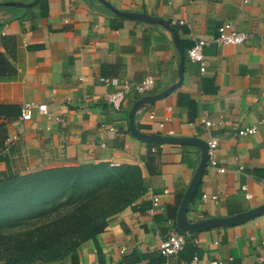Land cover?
<instances>
[{"label":"crops","instance_id":"0c3cea01","mask_svg":"<svg viewBox=\"0 0 264 264\" xmlns=\"http://www.w3.org/2000/svg\"><path fill=\"white\" fill-rule=\"evenodd\" d=\"M11 1L31 0L0 3ZM106 1L123 11L165 18L186 51L181 84L138 109L135 124L141 132L217 139V164L208 163L188 219L233 215L263 205L264 0ZM226 20L245 31L247 40L210 42L203 49L206 70L201 72L188 50L200 39L217 37ZM1 55L15 72L0 77V105L45 103L53 119L20 122L19 116H0V136L3 131L17 136L0 152V179L107 162L138 166L142 186L152 189L118 213L96 242L80 246V264H258L264 254V214L188 234L184 249L175 255L159 252L161 239L179 231L178 209L202 151L193 144L147 142L132 135L129 115L144 96L132 91L115 109L107 101L112 88L97 83V77L136 84L152 76L150 95L168 88L178 80L180 62L168 29L118 17L99 0H40L28 8L0 5ZM202 117L213 125L201 124ZM251 125L258 127L255 134H238ZM153 195L160 196L154 213Z\"/></svg>","mask_w":264,"mask_h":264},{"label":"trees","instance_id":"16d2710c","mask_svg":"<svg viewBox=\"0 0 264 264\" xmlns=\"http://www.w3.org/2000/svg\"><path fill=\"white\" fill-rule=\"evenodd\" d=\"M0 61V77L15 72L2 55ZM20 110L0 105V116L13 120ZM7 139L3 131L0 150ZM146 190L138 166L107 162L0 179V264H62L65 259L80 264V246L96 242Z\"/></svg>","mask_w":264,"mask_h":264},{"label":"water","instance_id":"95a60500","mask_svg":"<svg viewBox=\"0 0 264 264\" xmlns=\"http://www.w3.org/2000/svg\"><path fill=\"white\" fill-rule=\"evenodd\" d=\"M40 0H31L29 2L23 1H11V2H2L0 5H11V6H18V7H31L37 4ZM103 5H105L111 12H113L118 17L123 18H130L141 20L148 23L159 24L168 29L173 36V41L180 53V62L178 68V80L175 81L172 85L168 88L164 89L163 91L157 94H147L144 97L140 98L134 107L132 108L130 115H129V124L131 134L144 140L147 142H161V143H173V144H193L198 146L201 151V159L200 163L192 177L186 192L184 193L176 219V224L178 230L183 234L194 235L197 232L205 229H212V228H221V227H228L233 225H238L241 223L246 222L247 220L264 214V204L249 209L247 211L221 216V217H209L205 219H200L197 221H190L187 217L190 204L194 198V195L199 187V184L202 180V176L204 171L209 163V145L208 142L200 139L198 137H182V136H174V135H165L160 133H150V132H141L137 129L135 124V114L142 106L148 103H154L156 100H159L167 95H169L175 88H177L183 79V72H184V64L186 59V51L180 44L178 39L175 27L170 23L168 20L162 17H157L154 15H150L148 13L142 12H135V11H123L115 7L114 5L110 4L106 0H99Z\"/></svg>","mask_w":264,"mask_h":264},{"label":"built area","instance_id":"2783aa9c","mask_svg":"<svg viewBox=\"0 0 264 264\" xmlns=\"http://www.w3.org/2000/svg\"><path fill=\"white\" fill-rule=\"evenodd\" d=\"M247 40V33L245 31L239 30L234 26V23L230 20L224 21L218 27V36L212 40L200 39L195 42V44L188 50V57L194 61L199 62L201 64V72L206 70L204 53L203 49L210 42H216L222 45L228 44H242ZM97 83L103 84L107 87H111L112 90L107 94V101L112 105L115 109H120L128 94L134 91L139 96H145L149 93L152 87L155 85V79L152 76L145 77L142 81L136 84H130L129 82L122 81L118 77H107V76H99L97 77ZM46 118L48 120H52L53 116L49 113L48 106L45 103H38L35 101L24 102L21 105L19 121L26 122L32 121L34 119ZM151 118H154V115H151ZM264 119L260 121L263 123ZM200 123L205 125L206 127H210L213 125V122L209 119L202 117L200 119ZM165 125L164 122H160V128H163ZM115 130V128H112ZM258 131L257 125L247 126L245 128L239 129L238 134L240 136H247L255 134ZM173 132L170 131L168 135H172ZM17 136H9L6 144L10 143ZM209 145V162L212 165L216 166L217 161L215 159V153L218 148L217 139H211L208 142ZM1 152V150H0ZM115 165V164H111ZM218 171L223 173L226 171L225 167H218ZM148 191L152 189L150 187L147 188ZM165 193H168V189L164 190ZM218 196H212L213 200H216ZM160 207V196L153 195L152 197V207L151 212L154 213ZM187 235L181 232H171L167 236L163 237L159 243V252L164 256H171L182 251L187 242ZM196 242H198L196 240ZM210 264H223L220 260H213ZM258 264H264V254L259 255Z\"/></svg>","mask_w":264,"mask_h":264},{"label":"rangeland","instance_id":"374dc122","mask_svg":"<svg viewBox=\"0 0 264 264\" xmlns=\"http://www.w3.org/2000/svg\"><path fill=\"white\" fill-rule=\"evenodd\" d=\"M9 229H7V230H15L16 229V227H10V226H7Z\"/></svg>","mask_w":264,"mask_h":264}]
</instances>
